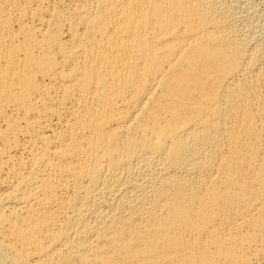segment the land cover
<instances>
[{
  "label": "bare ground",
  "instance_id": "obj_1",
  "mask_svg": "<svg viewBox=\"0 0 264 264\" xmlns=\"http://www.w3.org/2000/svg\"><path fill=\"white\" fill-rule=\"evenodd\" d=\"M0 264H264V0H0Z\"/></svg>",
  "mask_w": 264,
  "mask_h": 264
}]
</instances>
